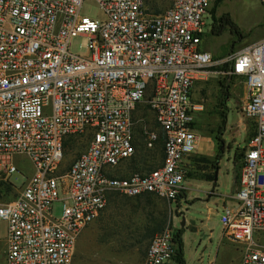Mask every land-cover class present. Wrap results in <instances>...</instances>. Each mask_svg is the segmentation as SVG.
Returning <instances> with one entry per match:
<instances>
[{
	"label": "built area",
	"instance_id": "2783aa9c",
	"mask_svg": "<svg viewBox=\"0 0 264 264\" xmlns=\"http://www.w3.org/2000/svg\"><path fill=\"white\" fill-rule=\"evenodd\" d=\"M85 1L0 0V181L18 190L0 203L5 264H72L109 192L177 204L194 171L204 110L194 88L211 76L243 84L241 114L254 122L235 203L221 207L222 237L238 247L240 264H264V38L217 58L199 49L211 0H169L161 11L148 0H91L100 22L82 14ZM76 39L85 41L82 53L72 51ZM142 103L159 133L143 129L141 141L146 149L161 141V160L117 176L136 153ZM76 137L84 148L62 168L65 144ZM15 155L32 166L20 187L10 182ZM175 234L172 224L156 233L141 264H176Z\"/></svg>",
	"mask_w": 264,
	"mask_h": 264
},
{
	"label": "rangeland",
	"instance_id": "374dc122",
	"mask_svg": "<svg viewBox=\"0 0 264 264\" xmlns=\"http://www.w3.org/2000/svg\"><path fill=\"white\" fill-rule=\"evenodd\" d=\"M147 3L155 11H161L169 5V0H148ZM82 14L98 22L103 19L101 11L91 0L85 1ZM211 15L205 19L207 27L202 46L205 42L211 45L217 58L226 57L241 45L264 38V15L257 0H211ZM223 15L233 22L240 37L226 23L222 24L219 33L216 32ZM84 44L82 39L74 40L72 51L82 53ZM219 78L211 76L194 88L195 98L203 103L204 110L195 127L198 146L193 157L194 171L184 182L188 201L181 200L177 205L152 194L129 197L118 193L110 197L113 191L109 192L106 207L77 240L73 264H141L149 240L155 235L148 237V233L163 219V229L171 224L176 231L184 229L182 240L186 264H208L210 260L212 264H234L239 253L236 251L234 255V247L222 237L221 207L215 205L216 195H211L210 191L232 193L234 155L237 153L239 166L242 148L253 132L254 122L241 114L243 84L238 80L222 81ZM134 117L138 119L135 123L136 153L116 168L117 176L145 172L155 168L161 160V143L146 149L140 136L143 129L159 133L153 114L142 103L137 106ZM85 141L80 137L68 139L62 168L68 167L84 148ZM13 161L18 173L11 175L10 182L20 187L32 173V166L23 156L15 155ZM137 162L141 165L134 171L131 166ZM216 167L217 180L213 189L212 184L198 179H206ZM17 193V189H6L0 181V203L14 200ZM53 215H60L59 206L54 207ZM182 219L184 226L180 227ZM5 231V223L0 220V264H5Z\"/></svg>",
	"mask_w": 264,
	"mask_h": 264
},
{
	"label": "trees",
	"instance_id": "16d2710c",
	"mask_svg": "<svg viewBox=\"0 0 264 264\" xmlns=\"http://www.w3.org/2000/svg\"><path fill=\"white\" fill-rule=\"evenodd\" d=\"M223 23L228 24L230 29H231V31L233 33H235L237 36L240 37V34H239L236 26L233 24V22L229 19V17L227 15H223V17L220 19V25L218 26V29L216 30L217 33L220 32ZM213 31H215V30L213 29L212 32ZM253 134H254V128H253V132L251 133L250 136H252ZM160 143H161V141H160ZM161 147H162V143H161ZM142 162H143L142 164L144 165L145 164L144 161H142ZM139 165H141L140 162L133 163L132 166H131V169L134 170V171H137V170H139ZM233 165H237V153L234 155ZM216 169H218V168L216 167ZM238 176H239V166H238L237 170L235 171V176H234L235 182H237ZM206 180L207 181H214V173L206 176ZM2 184L5 186L6 189H10L11 188L8 184H5L4 182H2ZM117 194L118 193L112 192L110 194V197L116 196ZM136 197H139V196H136ZM178 202L179 201H177V203ZM164 223H165V220L163 219V221L159 222L152 230H150V232L148 233V237L153 236L154 234H156L159 231H161L163 229V227H164ZM183 231H184L183 228H180V229H178L176 231V234H175V242L177 244V249L175 251L176 264H185L184 257H183V242H182V239H181Z\"/></svg>",
	"mask_w": 264,
	"mask_h": 264
},
{
	"label": "crops",
	"instance_id": "0c3cea01",
	"mask_svg": "<svg viewBox=\"0 0 264 264\" xmlns=\"http://www.w3.org/2000/svg\"><path fill=\"white\" fill-rule=\"evenodd\" d=\"M199 49L202 50V51H205V52H209L210 54H212L214 57H217L215 55V53H213V51L211 50V45H209L207 42L204 43V46H202V42L200 43V46H199ZM238 165V164H237ZM237 165H234V170H233V180H232V186H233V190H232V193L230 195L224 193H219V190H211V195H216V198H215V205L219 206V207H222V206H226V205H233L235 203V201L233 200L232 198V195L233 193L235 192V189H236V182H235V179H234V176H235V171L237 170L238 166ZM218 171V169H217ZM198 180H205L206 182H208L209 184H212V188L214 189L216 187V181H207L206 179H198ZM217 180V178H216ZM235 182V183H234ZM189 197H188V193L185 192L183 193L182 195V198L181 200H185V201H188ZM180 200V201H181ZM180 201L178 203H180ZM209 202V201H208ZM177 203V205H179ZM184 230V229H183ZM84 231V230H83ZM183 235V234H182ZM79 239V238H78ZM182 239V237H181ZM183 242V240H182ZM228 242V241H227ZM230 245H232L234 247V255L236 253V251H238L239 253V249L238 247L235 245V244H232L231 242H228ZM75 250V249H74ZM73 260H74V255H73ZM212 260H210L208 262V264H212ZM73 264V262H72ZM75 264V263H74ZM186 264V263H185ZM234 264H240V253L238 255H236V257L234 258Z\"/></svg>",
	"mask_w": 264,
	"mask_h": 264
},
{
	"label": "water",
	"instance_id": "95a60500",
	"mask_svg": "<svg viewBox=\"0 0 264 264\" xmlns=\"http://www.w3.org/2000/svg\"><path fill=\"white\" fill-rule=\"evenodd\" d=\"M216 178H217V169L214 172V181H216ZM183 226H184V220L182 219V221L180 223V227H183Z\"/></svg>",
	"mask_w": 264,
	"mask_h": 264
}]
</instances>
